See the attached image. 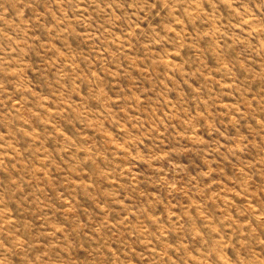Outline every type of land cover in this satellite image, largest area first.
I'll return each instance as SVG.
<instances>
[{
	"label": "rangeland",
	"instance_id": "1",
	"mask_svg": "<svg viewBox=\"0 0 264 264\" xmlns=\"http://www.w3.org/2000/svg\"><path fill=\"white\" fill-rule=\"evenodd\" d=\"M0 264H264V0H0Z\"/></svg>",
	"mask_w": 264,
	"mask_h": 264
}]
</instances>
